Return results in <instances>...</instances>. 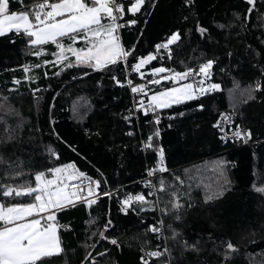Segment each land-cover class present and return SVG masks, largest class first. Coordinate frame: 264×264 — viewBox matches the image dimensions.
<instances>
[{
  "label": "trees",
  "instance_id": "trees-1",
  "mask_svg": "<svg viewBox=\"0 0 264 264\" xmlns=\"http://www.w3.org/2000/svg\"><path fill=\"white\" fill-rule=\"evenodd\" d=\"M118 2L127 64L69 68L75 57L57 62L53 43L33 46L22 32L0 36V186H35L36 173L70 163L99 181L101 194L73 230L77 242L47 264H142V256L149 264H264V192L257 191L264 188V0L249 18L246 0H145L135 14L129 0ZM33 3L10 0V8ZM177 33L168 53L157 50ZM150 54L156 58L128 75L127 65ZM208 61L218 89L147 113L149 95L135 93L134 110L129 82L144 85L154 69L184 72ZM227 113L251 129L253 144L221 139L215 123ZM161 149L167 171L157 190L163 179L166 191L156 202L141 180L148 166L159 167ZM2 191L5 206L32 201ZM136 194L147 197L146 210L123 204ZM157 206L167 209L168 257L145 256L162 250L150 231Z\"/></svg>",
  "mask_w": 264,
  "mask_h": 264
},
{
  "label": "snow or ice",
  "instance_id": "snow-or-ice-1",
  "mask_svg": "<svg viewBox=\"0 0 264 264\" xmlns=\"http://www.w3.org/2000/svg\"><path fill=\"white\" fill-rule=\"evenodd\" d=\"M14 2L23 5L24 0H14ZM128 11L135 14L140 11L145 0H134L131 2ZM249 5H254L255 0H247ZM252 8L249 9V12ZM125 14L124 3L118 0H58V2H49V0H34V3L27 7V10L10 11V0H0V36L7 33L21 32L33 38L30 44L40 46L49 42L56 45L59 52L53 53L57 57V62L68 60L65 53H71L75 57V64L68 63L67 67L77 65H86L94 70H104L109 65H116L119 61L126 59L131 55V51L125 50L121 43L120 37L117 34L118 29L124 27L119 24L118 20L123 18ZM59 18V19H58ZM106 21V22H104ZM130 23L135 24L132 20ZM201 32L205 31L200 29ZM61 38H67L71 43L65 46L60 42ZM179 38V34H174L167 44L157 45V50L167 48L168 44L173 43ZM83 42L84 47L76 48L74 45L78 42ZM41 51L37 50L36 55H40ZM155 55L150 54L147 57L140 58L139 63L133 65V70L139 72L141 67L155 59ZM55 63V62H46ZM213 62L200 66L199 70L188 69L185 72H174L171 79L181 81L186 80L189 76L196 72L197 75H209ZM40 65H36L39 67ZM30 69L25 66L24 71ZM171 70L158 68L153 70V74L169 72ZM59 75V73H57ZM143 75V73H141ZM164 79H169L165 76ZM150 83L159 84V80H152ZM201 84L203 81L200 82ZM131 85V82H129ZM219 85H211L210 89L203 87L199 88V93L203 94L208 90L218 89ZM260 85H257V89ZM133 93H144L145 86H132ZM196 90L193 84H185L179 88L167 89L163 92H158L150 97V102L145 108V113L148 110L155 111L158 108H167L172 104H179L184 100H192L196 98ZM254 98V97H252ZM141 108H144L143 101H140ZM230 119V117H225ZM159 123V120H156ZM219 127V124L216 125ZM131 134V133H130ZM158 135V133H157ZM238 139L251 138V132H235ZM152 137H149L151 141ZM151 147L149 143L146 145ZM160 165L158 168L150 169L148 175H154L157 171L166 172L167 168L163 166V150H160ZM74 168L73 165H65L62 168H52L48 171L55 174L53 178H47L45 172L35 174V186L30 184L19 185L16 188L11 186H0L3 188L2 195L4 197H21L29 196L32 198L31 203H17L5 206L0 203V264H47V260L60 255L63 252L60 239L57 235L58 222L56 215L52 209L63 210L68 206H75L73 197L82 199L87 205L95 203V199L88 200L86 197H78L77 192H67L69 187L67 181L73 178L84 177L83 173L76 177L75 172H68L63 175L68 169ZM99 186V181H91ZM179 180V177H176ZM181 183H183L181 181ZM149 187H153L151 182ZM78 187V186H73ZM80 191H83L80 189ZM160 192L166 191L163 179L160 180ZM257 191L264 192V188H258ZM94 191L91 186L88 189V196H93ZM154 194V193H151ZM104 195H111L104 193ZM175 195V193H172ZM223 195L222 191L214 193L207 199H213ZM147 203L144 195L129 196L123 204L131 206L132 202ZM175 208H180L181 205L177 202L173 205ZM167 211V209H161ZM47 213V215H41ZM28 217H35L28 219ZM44 221L42 224L41 221ZM111 221H109V224ZM163 221L159 225H153L150 231L159 233L162 231ZM103 237V233H101ZM106 239V237H104ZM112 244H117L115 239L111 240ZM229 248L233 246L228 245ZM168 252L165 248L163 251H150L145 253L146 257L159 258ZM103 255V253H101ZM142 264H149V260L144 256L141 257Z\"/></svg>",
  "mask_w": 264,
  "mask_h": 264
},
{
  "label": "built area",
  "instance_id": "built-area-1",
  "mask_svg": "<svg viewBox=\"0 0 264 264\" xmlns=\"http://www.w3.org/2000/svg\"><path fill=\"white\" fill-rule=\"evenodd\" d=\"M121 19L118 20V23L119 24H122ZM117 34L119 35V37L121 39V35H122L121 28L118 29ZM167 43L168 42H161V43H159L157 45H163V44H167ZM171 44H168V47L167 48H160L159 50H161L162 53H163V51L165 53H168L171 50ZM123 60L127 64V58L126 59H123ZM137 63H139V62H133L129 66L127 65V73H128V75H130L131 73L136 72V71L133 70V67L132 66L135 65V64H137ZM201 65H203V64H195V65H192V66L188 67L185 71H187L188 69H195V70L198 71ZM169 70H171V71L167 72L163 76L150 77L146 81V83L144 84V86H145V92L142 93V95H144V96L149 95L150 94V91L152 89H155V88L163 85L166 82H173V80L171 79V76L169 75V73H172V69H169ZM165 76H168L169 79H164ZM205 78H206V76H204V75H197L196 72H193V74L191 76H189L186 80H181V81H184V82L185 81L194 82V84H196V86H201L203 83L201 84L200 82L201 81L204 82V79ZM152 80H159L160 83L159 84L150 83V81H152ZM132 86L133 85L131 83L130 89H131ZM132 95L134 97V110L137 111V102L138 101L135 99V93L132 92ZM225 117H230V119H225ZM217 124H219V127H217V128L220 131V137L225 142L230 141L232 143H241L242 145H250V144H253L255 142V140L253 138V135H252L251 129H249V128L243 129L237 123L236 117H235L234 114L227 113V114L222 115L221 119L217 123H215V126ZM237 131H241V132H249L250 131L251 132V138L250 139H247L246 142H245V139H238L235 136V132H237ZM153 168H158V167L157 166H148L146 175H145V177H143V179L141 180V182L144 184L145 187L148 188L149 195H151L154 198V200L156 202H158L157 178L163 172L157 171L154 175L149 176L148 175V172H149L150 169H153ZM68 172H73V171H68ZM68 172L64 173L63 175H67ZM74 172H75L76 177H79L80 172L79 171H74ZM86 178H90L91 181H96L95 179H93L92 177L87 176V175H84V177L73 178V179L67 181V183L69 184V187L66 190L69 193H71V192H77V196L78 197H86L88 200H92L94 198H97L101 194L100 189H99V186L97 187L95 183H91L90 184L89 180L86 179ZM149 182H151V184L153 185V187H149L148 186ZM74 185L75 186H78V187H73ZM90 186H91V188L94 191L93 196H88L87 195L88 189H89ZM80 189H82L83 191H80ZM151 193H154V194H151ZM127 197H129V196H126L125 199ZM73 199L75 200V204L83 203L84 202L82 199H78L76 197H73ZM68 207L72 208L73 206H68ZM137 214L142 218V215L140 213H137ZM161 220L163 221L162 231L159 232V233H153V232H151V233L153 234V236L155 237V239L159 243L162 244V250L161 251H163L165 248L168 249V252L164 255V256H167L168 257L169 256V248H168V242H167V233H166L165 224H164V220H163V217H162L160 208H159V206H157V219L152 223L151 226H153V225H159V222Z\"/></svg>",
  "mask_w": 264,
  "mask_h": 264
},
{
  "label": "crops",
  "instance_id": "crops-1",
  "mask_svg": "<svg viewBox=\"0 0 264 264\" xmlns=\"http://www.w3.org/2000/svg\"><path fill=\"white\" fill-rule=\"evenodd\" d=\"M53 2H58V0L53 1ZM10 11H21V10L11 9L10 8ZM104 22H106V21H104ZM60 42L63 43L65 46H67L69 43H71L67 38H61L60 39ZM49 43H51V42H49ZM120 43H121L122 47L124 48L121 39H120ZM77 44L80 45V47H78ZM74 46L76 48H82L85 45L81 41V42L76 43ZM58 52H59V49H58ZM65 55H67L68 58L70 56H73L71 53H65ZM145 65L142 66L140 70H143L144 67H145ZM213 84L218 85L217 83H214V82H213ZM198 95H200V93H198L197 96ZM65 165H73L74 166V168L68 169L67 172L68 171H78L77 168L75 167V165L72 164V163L65 164ZM65 165L60 166L58 168H62ZM45 173L47 175V178H53V176L55 175L53 173H50L49 171L48 172H45ZM136 195H141V194H136ZM97 198H94L95 201L97 200ZM145 198L147 200V197H145ZM31 202H27V203H31ZM139 206L142 208V210H146L148 208L146 206V203H140ZM89 207H90L89 205H87L85 202H83V203L75 204V206L72 207V208L66 207L63 210L52 209V212H54L55 215H56V221L58 222V232H57V235H58V237L60 239L61 247L63 248V250L65 248H67V247H70V246L74 245L77 242V238H76L77 236L74 233L75 231H73V230H75V227H77L78 225L82 224V221H81L82 217H79V215H83L84 216L85 213L88 212ZM81 209H83L84 211H80ZM85 210H86V212H85ZM41 215H47V213H42ZM33 218H35V217H28V219H33ZM41 223L43 224L44 221L42 220Z\"/></svg>",
  "mask_w": 264,
  "mask_h": 264
},
{
  "label": "rangeland",
  "instance_id": "rangeland-1",
  "mask_svg": "<svg viewBox=\"0 0 264 264\" xmlns=\"http://www.w3.org/2000/svg\"><path fill=\"white\" fill-rule=\"evenodd\" d=\"M160 68H164V67H160ZM158 69V68H157ZM165 69H167V68H165ZM150 73H152V75H154L153 74V71L152 72H150ZM167 72H163V73H159V74H156V76H163L164 74H166ZM174 73L172 72V73H169V75L172 77V75H173ZM173 80V79H172ZM173 84L171 85V86H164V87H162V88H160V89H158V90H151V92H150V94H149V100H150V97L152 96V95H154V94H156V93H158V92H163V91H165V90H167V89H171V88H179V87H181V86H183V85H185V84H193V87H194V89L196 90V93L198 94L199 93V88L200 87H203V88H205V89H210V86L211 85H213V82L210 80V78H209V76H208V78H207V76H206V78L204 79V82H203V84L201 85V86H196V84H194V82H189V81H185V82H183V81H177V80H173V82H172ZM216 85V84H215ZM197 96V95H196ZM158 109H162V108H158Z\"/></svg>",
  "mask_w": 264,
  "mask_h": 264
},
{
  "label": "water",
  "instance_id": "water-1",
  "mask_svg": "<svg viewBox=\"0 0 264 264\" xmlns=\"http://www.w3.org/2000/svg\"><path fill=\"white\" fill-rule=\"evenodd\" d=\"M246 1H247V0H246ZM255 5H256V0H255V4H254V5H250L249 9L252 8V11H253L254 8H255ZM249 9H248V18L250 17V15H251V13H252V11L249 12Z\"/></svg>",
  "mask_w": 264,
  "mask_h": 264
}]
</instances>
